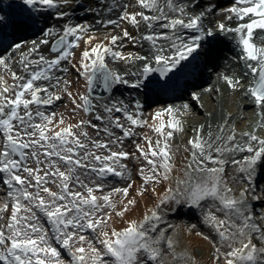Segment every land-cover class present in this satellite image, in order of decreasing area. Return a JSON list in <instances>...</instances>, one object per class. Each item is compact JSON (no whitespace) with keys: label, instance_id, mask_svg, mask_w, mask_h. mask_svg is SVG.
<instances>
[{"label":"snow or ice","instance_id":"1","mask_svg":"<svg viewBox=\"0 0 264 264\" xmlns=\"http://www.w3.org/2000/svg\"><path fill=\"white\" fill-rule=\"evenodd\" d=\"M69 3L70 0H16L19 19L11 14L7 18L0 15V28L8 24L30 26L29 21L37 13L43 15ZM137 6L139 11H129L130 7ZM199 6V0H135L131 5H119L116 19L100 23L117 27L127 22L137 30L143 24L146 32L133 36L123 28L121 34L106 36L97 43H93L97 37L94 31L89 35L92 26L87 23L66 22L62 29L48 27L42 30L43 38L31 41L28 54L22 55L20 64L24 75L11 70V56L0 53V67L9 72L14 81L9 86L0 76V183L7 187V196L12 201L8 222L0 223V261L3 264H167L161 248L165 242L173 260L186 261L190 258L175 251L174 241L165 237V230L158 231L162 222L161 206L170 203L204 213L203 222L218 239L213 241L200 232L196 235L213 244L214 264L221 261L223 264H264V246L258 247L253 242V237L264 242V209L257 218L248 199L252 195L253 200L264 201V194H257L254 185L258 169L264 165V137L256 134L258 129H264V34H259L264 33V0H233L230 7L221 10L224 20L219 21L215 29L205 27L204 21L216 6L209 3L196 12ZM115 7V4L104 5L108 12ZM54 15L62 20L69 13L57 11ZM233 21L234 27L230 23ZM188 30H191L190 35ZM217 32L232 34L238 59L245 67L243 76L224 75L223 80L232 90H243L242 94L252 100L262 119L251 132L237 133L226 120L215 131L208 125L207 133L203 124L193 128V135L184 146L189 155L185 158L183 175L175 177L173 183L175 162L170 140L175 132L184 131L179 116L183 114L181 107L187 110L188 104L157 110L153 120L159 119V124L148 125L147 120L141 118L139 100L134 103L136 111L123 100L102 103L99 106L104 113L102 116L96 111V98L91 93L97 79L109 92L121 84L148 91L167 90L174 77L188 72V62L190 58L195 59L194 54L202 43ZM82 39L91 47L82 51L73 67L85 79L86 94L74 96L69 90L71 82L67 80L63 81L64 87L59 93L50 90L47 84L37 83L54 79L56 83L51 87H59L61 78L55 76L53 70L68 71L61 68L62 62H71L75 56L73 49L79 47ZM125 39L134 46L143 47L147 43V54H125L119 50L124 47ZM42 45L50 46L54 53L52 58L40 53ZM8 47L19 51L22 44ZM32 53H36V58H30ZM108 55L113 60L129 63L142 61L143 66L131 73L136 78L129 81L126 78L129 73L120 74L109 68ZM153 74L157 76L156 81L151 79ZM249 75L254 81L246 87L242 81ZM63 95L74 105L73 113L79 109L94 115L97 121L105 122L104 126L101 128L90 119L65 124L62 115L57 117L55 112L45 113L40 109L41 105L61 100ZM192 97L200 99L196 92ZM32 106H36L35 112ZM164 114L170 117L167 124L162 119ZM144 126L151 127L157 134L155 142L142 135L147 149L136 143V152L125 151L123 141L137 135L135 129ZM88 128H92L97 137L102 131L108 139L93 138ZM113 128L120 130L121 135H116ZM113 146L118 150H113ZM236 153L246 154L237 159ZM130 156L144 162L138 169L143 183L137 195H144L149 187L157 195L155 185L169 183L163 195L158 196L156 205L145 212L141 220H128L127 226L117 229L111 225L113 213L123 219L137 203L134 197L128 198L134 181L123 161ZM30 161L35 167L30 166ZM229 164L241 174L233 179L248 183L238 196L225 177ZM109 175L126 178L129 182L125 187L103 192L105 185L97 179ZM94 176L97 179H93ZM53 186L57 190L54 191ZM97 191L102 194L97 195ZM117 194L121 197L119 210L112 199ZM8 210V203L0 207V222ZM42 217L50 228L44 226ZM86 232L93 233V237L89 239ZM62 250L69 257L67 261Z\"/></svg>","mask_w":264,"mask_h":264},{"label":"rangeland","instance_id":"2","mask_svg":"<svg viewBox=\"0 0 264 264\" xmlns=\"http://www.w3.org/2000/svg\"><path fill=\"white\" fill-rule=\"evenodd\" d=\"M83 1H88L90 6L92 5L95 7L96 1H101V0H94V2H93V0H75V2H83ZM130 1H134V0H130ZM204 8L205 7L203 5H200L196 9V12H199ZM57 11H63V10L62 9H52V10L48 11V14L44 17L45 18L44 24L46 23V21H52V19L49 20L52 17L51 14H54ZM78 12H81V11H76L75 13L78 14ZM208 19L209 18L207 17V20ZM54 24L52 23L46 27L47 28L52 27ZM56 26H60V25L58 24ZM62 26L63 25H61V27ZM213 28L215 29V27H213ZM94 30L100 32V31H103L104 29L94 28ZM145 32H146V28L143 25L142 33L140 31L139 36ZM217 34H219V32H217ZM217 34L215 36H217ZM39 35H42V33H40ZM108 35L111 36L112 34H108ZM222 35L226 39V41H229L231 35H229V34H222ZM101 40L102 39L100 37V39H96L93 43L100 42ZM86 47H87L86 43L82 39L81 45H79V47H77V49L75 51V56H74L73 61L70 62L71 74L67 73V71L66 72L63 71L60 73L61 84L58 87L59 89H62L64 87L63 81L64 80L69 81V77L71 75L75 79L73 86H80L78 94H86L85 79L83 78V76L79 75V73L73 67V64H76L80 60L81 53ZM29 48L30 47H25L26 50H28ZM144 48L146 50H148V44L147 43H144ZM201 48H203V47H201ZM25 49H24V51H25ZM127 53L128 52H125V54H127ZM142 55H145V54H142ZM219 58L222 60H219L218 58H217V60H219L220 64H222L226 67L227 72H223L221 70H218V72L215 74L216 77L214 78L213 81L209 82V84L204 86V87L200 86V88H199V94L200 95H204L207 92L206 89H208L210 86L211 87L212 86L218 87V88L219 87H225L227 89L226 94H230L232 89L223 80V76L224 75L243 76L241 74V72L245 71L244 62L240 61L238 59V55L229 52V53L225 54L223 57L220 55ZM110 60H113V59L110 55H108L106 57V63L109 66L111 65L116 70V72H119L120 74H124V73L131 74L133 72H136L138 70V68H136V67L132 68L131 66L134 64L137 66L140 62H142V61H135V62H132L129 66H127V65H124L123 62L120 60H113V62H109ZM9 63L13 64V62L11 60L9 61ZM15 65L18 68L21 67L20 63L15 64ZM63 67H65V66H63ZM0 69H2V67H0ZM11 70L15 71L18 75L21 72L20 68L18 70H16L13 67H11ZM0 73L2 74V72H0ZM206 73H208V72H206ZM206 73H205V71H203L201 74H206ZM126 78L129 79V81L134 80V76L129 77V75H128ZM7 83L10 86L14 83V81L11 80ZM250 84H251V78H249V81L247 82L246 87L249 86ZM127 86H129V85H121V87H122L121 92L118 93L117 95H115L114 98L108 99V102L112 99L123 100L127 105H129V108L132 111H136V109L134 108L135 101L139 100L140 104L142 105L143 100H145V98H146V94L143 91H141V89H136V88H132V87L128 89V88H126ZM183 91L184 90L182 89L181 92H183ZM55 92H57V91H55ZM226 97H227V95H225V96L223 95V96H220L218 98L216 97L217 103L219 106H217V108L213 107L212 110L206 111L205 113H203V115H198V114L194 115L192 98L186 96L185 100L180 101V102H182V104L179 103V104H181V106L183 104H188L189 108L187 110H184L181 107V112L183 114L179 116V119H181V121L183 122L184 131L182 133L181 132H175L173 138L170 140V144L172 145V151L174 152V162H175V169L173 171V181H172L173 183H174L175 177L183 175V169H184L185 163H186L185 158L189 155V153L184 150V146L187 145L189 137H191L193 135V133H192L193 128H196L199 125L203 124V125H205L204 132L207 133L209 131V129L207 127L208 125H211L212 130L215 131L217 126L226 120L228 126H234L235 127L236 132H243V130L244 131L246 130L245 126H239L238 125V120L240 118L247 119L250 116L249 113L238 111V112H235V114H234L229 108V103H227V100L230 99V97L229 96L227 98ZM64 102L65 101L62 99V101L58 104L61 105V103H64ZM198 102H200L201 105H203L204 107L209 106L208 100L202 99V97H201V100H199ZM239 102H241V99L239 100ZM94 103L96 104V111L99 112V114L101 115V110L99 107L101 104L100 100H96ZM169 105H171V103L166 105V104H164V102L162 103L161 101H157L156 103L151 104L149 106V109H147V111L141 107L139 109V111L142 113L141 118L144 120H147L148 125H152L153 123L159 124V122H160L159 119H157L155 121L153 120V116H154L155 112L157 110L166 108ZM69 106L73 107L74 105L70 102ZM32 107L34 109L36 106H32ZM175 107H180V106L175 104ZM58 108L55 110V108H53V107H47V108H44L43 111H45V113L55 112V113H57V117H59V116H61L62 110H61V106H58ZM79 111L84 116V118H85L84 120L89 119L88 118L89 115L87 113L83 112L82 110H79ZM65 113L71 114L72 108H70V109L68 108V111ZM117 115H119V114H117ZM93 117L95 119L94 115H93ZM63 118H64V115H63ZM121 119L123 120V117H121ZM162 119L167 124V121L170 119V117L167 114H164ZM64 120H65V124L69 123L67 119H64ZM248 121H249V119H247V123H248ZM76 122H77V120L75 121V123ZM124 122L127 123L126 121H124ZM93 124H98L102 128L105 123H101L95 119L93 121ZM167 130L168 129L166 127L165 131H167ZM88 131H89L90 136H92L93 138L108 139V137L102 131L100 132L99 137L96 136V133L92 128H88ZM113 131L116 133V135H121L120 130L113 128ZM135 131H136L137 135H135L134 137H131V138H126L123 141V149L125 151H128L129 153L136 152V148H135L136 143H141V145L143 147H145V149H147V144H146V142H144L142 140V135H147V136L151 137L153 142H155V140L157 139V134L149 126L138 127L135 129ZM226 131H227V128H226ZM256 134L261 136V137H264V129H258ZM113 150H118V149L116 146H113ZM137 155H139V153H137ZM29 163H30V166L35 167L34 163H32L31 161ZM123 163L127 164L128 170L130 171V174H131V180L134 181L132 188L129 189L128 198L131 199L134 197L136 199L137 203L135 206L129 208L128 212L125 213V216L123 219H121L120 217L116 216L115 213H113L111 225L117 229H120V228L127 226L126 221H128V220H131V219L141 220L143 218L145 212L152 209L156 205V203L158 201V196L163 195V193H164V191H165V189L169 183V182H163L161 184L155 185L157 195H154L152 193L151 187H149L148 191L145 192L144 195H142V196L137 195V190L141 187V185L143 183L142 178L138 175V169L143 165L144 162L142 160L137 161L130 156L127 160H124ZM260 170H262L263 171L262 174H264V165L260 166ZM240 175L241 174L236 169H234V166H232L231 164L226 166L225 177L228 180L230 186L233 188V191L235 192V194L237 196L239 195V192L243 188L248 187V183L246 180L233 179L234 177H240ZM93 179H97V178L94 176ZM97 182L103 183L105 185V187L103 188V192H107V191H111V189L113 187H121V188L125 187V186H127V183L129 181L126 178H121V177L109 175L107 178H104L102 180L97 179ZM254 185H255L257 194H264V176H261L260 180L256 181L254 183ZM1 189H2V187H0V190ZM53 190L54 191L57 190L55 188V186H53ZM96 194L101 195L102 192L97 191ZM112 199L117 202V210H119L122 207V205L119 203V201L121 199L120 195L119 194L114 195ZM248 199L251 202V204L253 205L252 211H254L256 214V217L259 218V216L261 215V210L264 209V201H255L252 199V195H249ZM124 202L126 203L127 201L125 200ZM11 206L12 205H9V210L7 212L3 213L4 220L0 223L6 224L8 222V217L11 214ZM257 206H258V209L255 208ZM203 215H204V213L201 210L196 209V208H190V207L183 205V204L176 205L175 203H170V204H166V205L161 206L162 222L159 224L158 231H159V229L165 230V237L166 238H169L173 234H175L177 236V239H178L177 245L180 244V247L179 246H178V248L174 247L175 251L177 253H184V254H186L187 257L190 258L186 261L173 260L172 256L169 255V250H168L166 242H165V243L161 244V248L164 250L163 251V258L165 259V261H167V264H214V260H213L214 247H213V244L210 243L209 240L203 239V236L196 235L197 232H200V233H203L204 235L210 236L213 241L218 239L216 233L208 225H206L203 222ZM217 215H222V214L217 213ZM257 222L259 223V219H257ZM42 223H44V226L46 228H50V225L47 224L46 220L43 217H42ZM193 225H195V227H193ZM156 234L157 233H153V235H156ZM85 235L88 236L89 239H91L94 234L91 232H86ZM253 242L256 243L258 247L264 246V242L259 241L255 237H253ZM62 255L66 261L69 259L66 252H64L63 250H62ZM221 264H223L222 261H221Z\"/></svg>","mask_w":264,"mask_h":264},{"label":"bare ground","instance_id":"3","mask_svg":"<svg viewBox=\"0 0 264 264\" xmlns=\"http://www.w3.org/2000/svg\"><path fill=\"white\" fill-rule=\"evenodd\" d=\"M93 2H94V0H93ZM134 2H135V0L134 1H130V0H102V2L96 1V4H95L96 6L94 7L92 5L90 6L88 1L75 2V0H70V3L68 5L62 6L60 8L63 11H67L69 13V16L66 17L65 19L59 20L56 18V16L54 14H51L52 17L49 20L52 19V21H46V23L44 24V20H45L44 17L48 14V12H46L43 15L37 13L35 15V17L31 21H29L30 26L22 27V26H13L12 24H8L7 27L0 28V53L4 54L6 56H11V61L13 62V64H11V67H13L16 70H18L20 68L21 72L19 75H23L24 73L22 71V65H21V67L18 68V67H16L15 64L20 63L22 55L28 54L29 49L32 47L30 42L33 40H36L38 42L40 39H42L43 38L42 30L47 29L46 26H48L52 23L53 24L55 23L53 26H55L56 28H60V29H62L61 25H64L66 22H70L72 24H78V23L90 24L92 26V31L89 32V35H91L92 32L94 31L97 39H100V37H101L102 40L104 37L109 36L108 34H112V35L121 34L123 28H127L128 31L130 33H132L133 36H139L140 31L142 33L143 24L140 26L139 30H137V29L133 28L127 22H121L119 24V26H117V27H113L111 25L103 26L100 23V21H106L108 19H116L118 14H119V5H123V4L131 5ZM181 2H187V0H181ZM199 3H200V5H203L204 7H206L209 3L214 4L216 6L215 9L213 10V12L208 15L209 19L208 20L206 19L204 22L205 27H215L219 21L224 20L225 14L221 10L230 7L233 3V0H199ZM113 4L117 5V7H115L112 12H108L104 8V5H113ZM15 5H16V0H0V15H3L7 18L11 14L14 19H19L18 13L20 11V8L18 6H15ZM90 9L94 10V11H90ZM196 9H195V11H196ZM132 10L139 11L140 8H139V6H137L135 9L130 7L129 11H132ZM76 11H81V12H78V14H77V13H75ZM149 14H151V13H149ZM230 23H231V26H233V27L235 26V21L230 22ZM58 24L60 26H56ZM94 28H101L104 30L99 32V31H95ZM157 31H159V29H157ZM257 32L259 33V30H257ZM40 33H42V35H39ZM188 34L189 35L191 34V30H188ZM222 34L223 33H219V34H217V36H214V38L217 39L221 43L228 42V41H226V39L223 37ZM259 34H264V33H259ZM229 35H231L229 40L232 42L233 36H232V34H229ZM211 38H209L207 40V42H206L207 44L210 41H212ZM5 39H7V41ZM81 41L79 42V45H81ZM256 42L259 43V41H256ZM14 43H21L22 44V47L19 49V51H14L12 48L8 47L9 45L14 44ZM232 43L234 44V42H232ZM123 44H124V47L122 49H119V50H122L124 53L125 52L139 53L141 55L147 53V50L144 48V46L141 48L139 47V45L134 46L127 39H125L123 41ZM86 46L91 47L90 45H87V44H86ZM203 46H206V45L204 43H202L201 47H203ZM25 47H30V48L28 50H26ZM24 49H25V51H24ZM76 49H77V47L74 48L73 51L75 52ZM235 49H237L236 45H235ZM5 50H7V51H5ZM40 52H41V54H43L44 56H46L48 58H52L54 56V53H52L50 51L49 45H42L40 48ZM238 54L239 53H238V49H237L236 55H238ZM30 58H36V53H32ZM73 59H74V57L72 58L71 62L73 61ZM210 59H211L210 60L211 64H209V67H212L213 66L212 63L214 62L215 70H214V75L211 76V79L209 80V82L214 80V78L216 77L215 74L218 72V70H221L223 72H227V69L224 65H222V64L219 65V63L217 62V57L213 56ZM215 60H216V62H215ZM120 61H122L123 64L127 65V66H129L131 64V63L123 61V60H120ZM109 62H113V60H110ZM192 62H193V59L190 58V61L188 62L189 63L188 73L181 74L178 77H174L170 88L167 89L164 93H163V90L159 91L158 89H155V88L152 91H148L147 89H141V91H143L146 94V98H145V100H143V103L141 105L142 108L147 111V109H149V106L151 104L156 103L157 101H161L162 103L164 102V104H166V105L171 103V106H174L175 104L178 105L179 103L182 104V102H180V101L185 100V98L187 96V97L192 98L194 115H197V114L203 115V113H205L206 111L212 110L213 107L217 108V106H219L217 103L216 97L218 98L220 96L227 95V97L228 96L230 97V99L227 100V103H229V108L234 114H235V112L241 111V112H248L250 115L247 118V119H249L248 123H247V119H245V118H240L238 120L239 126H245L246 127L245 128L246 130L245 131L243 130V132L253 131V129L256 128L257 123L261 121L262 117L257 114L258 110L254 106L252 100L242 94L243 90H237V91L232 90L230 92V94H226L227 89L225 87H219L218 88V87H213V86L211 87L210 86L209 88H211L212 91H207L204 95L199 94L200 95L199 100H201V97H202V99L208 100V103H209L208 107H204L203 105H201V103L198 102L199 100L197 101V100L193 99L192 93L193 92L199 93L200 86L204 87V86L208 85L209 82H207L206 78H202V77H196L195 76V79L192 78V75H190L192 68H193ZM63 66H65V67H63ZM142 66H143V62H140L137 66L134 64L131 67L132 68L136 67V68L140 69V68H142ZM61 68H67L68 69L67 73L71 74V67H70L69 61L62 62ZM109 68L116 72V70L111 65L109 66ZM0 72H2V74L0 73V76H4V78L7 80V82L12 80L9 72L4 70L3 68L0 69ZM61 72H63V71H61L60 69H54L53 70V74L57 77H60ZM243 73L244 72H241L242 75H243ZM129 77H132V75L129 74ZM135 78L136 77H134V79ZM249 78H252V77L250 75L247 77H244L242 82L245 84V86H246L247 82L249 81ZM74 80H75L74 77L70 75L69 81L71 83L69 85V90L73 93L74 96H78L80 86H73ZM37 83L47 84L50 87V90L57 91L58 93L61 92V90H62V89H59L58 87H56V88L51 87L52 85H55V83H56V81L54 79L50 82L39 81ZM251 84H252V82H251ZM7 85H8V83H7ZM121 85H123V84H121ZM121 85L115 86V88L110 92L109 95H107L106 97H102V98H96L94 100V102L96 100H100L101 104L107 103L108 99L114 98L115 95H117L118 93L121 92V90H122ZM126 88L129 89V88H131V86H127ZM181 88L184 90L183 92L180 91ZM41 95H44V94L42 93ZM62 99L65 102L61 103V105H59L58 103H60L62 101ZM62 99L54 102L51 105H41L39 107L43 111L44 108H47V107H53L56 110L58 108V106H61V110H62L61 115L62 116L64 115V119H67L69 123L75 124L76 120L78 122L80 120L85 119L84 116L82 115V113L78 109L75 113H73V112L71 114L65 113L68 111V108L73 109L74 106L73 107L69 106V103L71 101L66 95H63ZM238 99L239 100L241 99V102H239ZM181 104H179V106H181ZM35 110H36V107L33 109V111L35 112ZM101 115L102 116L104 115V113L102 111H101ZM88 118L92 121V123L95 120L93 115H91V116L89 115ZM99 122L105 123L102 121H99ZM243 132H237V133H243ZM245 154L246 153H236L235 156L237 159H240ZM262 172L263 171L260 170V167H259L258 174L255 176V179H254V183L256 181L260 180L261 176H264V174H262ZM1 187H2V189L0 190V207H2L5 203L12 205L11 199L7 196V191H8L7 187L5 185H1ZM255 208L258 209V206ZM169 238H171L174 241V247H176V248H178V246L180 247V244L177 245L178 239H177V236L175 234H173Z\"/></svg>","mask_w":264,"mask_h":264},{"label":"water","instance_id":"4","mask_svg":"<svg viewBox=\"0 0 264 264\" xmlns=\"http://www.w3.org/2000/svg\"><path fill=\"white\" fill-rule=\"evenodd\" d=\"M151 79L152 80H156L157 79V76L155 74H153L152 77H151ZM110 92L109 91H106L103 88V85L100 83L99 79H97L91 95L93 97H95V98H101V97H105V96L109 95Z\"/></svg>","mask_w":264,"mask_h":264}]
</instances>
